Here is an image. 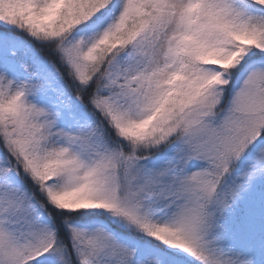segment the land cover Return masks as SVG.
Listing matches in <instances>:
<instances>
[{"label":"snow or ice","instance_id":"obj_1","mask_svg":"<svg viewBox=\"0 0 264 264\" xmlns=\"http://www.w3.org/2000/svg\"><path fill=\"white\" fill-rule=\"evenodd\" d=\"M0 264H264V0H0Z\"/></svg>","mask_w":264,"mask_h":264}]
</instances>
